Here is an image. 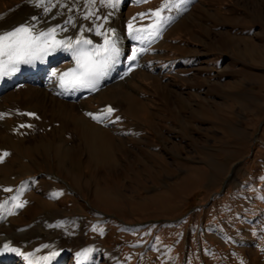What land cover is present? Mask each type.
I'll return each instance as SVG.
<instances>
[{
	"label": "rangeland",
	"instance_id": "rangeland-1",
	"mask_svg": "<svg viewBox=\"0 0 264 264\" xmlns=\"http://www.w3.org/2000/svg\"><path fill=\"white\" fill-rule=\"evenodd\" d=\"M90 1L50 4L57 18H71L68 39L84 31ZM97 1L106 13L93 17L100 35L117 26L158 37L128 88L87 100L92 111L116 104L110 127L55 104L45 110L70 121L69 130L36 122L35 131L0 136L9 150L0 162L4 192L33 180L23 208L8 216L13 229L34 231L19 240L26 262L48 264L68 250L69 264L72 251L91 250L90 264H222L229 243L219 236L236 224V236L262 247L238 248L242 261L264 264V0H128L116 20L119 2ZM28 97L27 107L44 108Z\"/></svg>",
	"mask_w": 264,
	"mask_h": 264
},
{
	"label": "bare ground",
	"instance_id": "bare-ground-1",
	"mask_svg": "<svg viewBox=\"0 0 264 264\" xmlns=\"http://www.w3.org/2000/svg\"><path fill=\"white\" fill-rule=\"evenodd\" d=\"M75 1L76 0H74V2ZM93 1L94 0L90 2L92 3ZM117 1L119 2V6H117L116 10L113 9L116 12L114 13L111 9L110 10L114 13L113 14L114 20H116L117 18L124 19L120 12L121 10L120 6L122 3H125L128 0H117ZM52 2L53 0H14L9 4H7L6 6L0 7V33L12 31L15 28L23 25V26H27L31 32L36 34L41 31H49L59 41L57 45L48 47L45 52L39 54L40 61H39L37 73H32L29 70H24L22 73H19L17 75V77H19V80L17 82H12L13 78L9 79L4 89L0 91V136H2L3 134H6L7 137L17 136L16 134H21L25 132L26 129H30V131L31 130L35 131L36 122H39L40 129H45L47 131L56 130L55 126H59L57 127L58 129L63 128L65 130H69L71 127L70 121H66L65 119L55 118L52 115L48 114L47 111L45 110V108L48 109L54 106L55 104L62 105L64 106V108H67L69 110L76 109L78 110V112L85 113L87 116L91 117L92 120H95L99 124V126L97 125V128L99 129H100V125H105L107 127L108 126L110 127L112 123L111 117L114 115V111H115L114 109L116 107L115 106L116 104L111 102L108 103L106 102V104H103L104 106L102 105V108L100 110L92 111L87 106V100H89L90 97H83L82 93L77 89H68L64 85V83L61 82L62 74L68 72L71 68H75L78 65L79 63L78 52L80 50V43L82 41L90 42L89 44L95 55H102L103 53L106 52V49H108L109 46L113 45L115 51H112L108 59L107 67L101 77L100 87L98 91L95 93V95H93L92 97L101 94L102 92L106 91L111 87L128 88V82H130L133 76L138 72L137 69L141 70L143 67H145V64L142 63V59H143V53L145 54L147 53V51H149L148 44L150 42H154L158 37V35H156L155 37L152 38L150 35L146 34L147 36L144 35V37L142 38H138V36L134 38L132 37V35H130L131 33H129L125 27H124L125 29L122 28L119 29L120 27L117 28V26L109 27L110 29L108 28L109 30L106 31L107 32L106 36L104 34L100 35L98 30V27H100L99 22L94 21L93 17L94 14L98 15V17H101L100 15L101 13L102 16L104 17V14L106 13H103L104 9L101 6L99 7L98 1L95 0L92 7H89L90 8L89 10L87 7L86 9L87 12L86 10H84L86 12L85 18L87 20L86 21L87 23L82 22L84 25V31H82V34L80 36L77 35L78 37L76 38V40L74 39L71 40L68 39L69 37L66 32L67 27H69V29L72 27L66 24L71 18H68L69 16L68 17L60 16L57 18L55 16L57 14H54V12H51L49 10V8L51 7L50 4ZM107 3L110 4L109 1ZM71 4H67V5L71 6ZM105 9H107V7ZM61 10L59 12H62ZM105 17L107 16L105 15ZM73 19L74 17L72 18V20ZM90 19L93 21H89ZM125 20H127V18ZM89 22H93L92 26L88 25ZM125 23L128 22L126 21ZM158 31H159L158 27H156L153 30V33L155 32L157 34ZM130 57H134V58L130 59ZM28 63H34V59ZM131 65H133L134 67L131 70L127 71V68ZM18 94L22 96V99L20 101L19 100L10 101L11 98L16 97ZM29 94L40 97L41 103L44 108L40 110L37 108L32 109L33 107L30 108L27 107L26 105H28L30 102L34 100L33 97L25 98V95H29ZM107 104H110L111 106L112 109L111 113H108L106 111ZM69 132L70 131H68V133ZM8 153L9 150L8 147L6 146V143L4 144L0 140V162H3L5 156ZM32 184H33L32 179H26L25 181L23 180V182L10 194L5 193L4 192L5 186L0 185V248L2 247L8 248L7 256L4 260L0 262V264H28L25 259V257L27 258L29 256V255L28 256L25 255L26 253L28 254V250L26 252L23 251V253H21L22 249L20 248V246L22 245H20L19 240L23 239L27 241L28 240L27 237L31 234L33 230L31 229L27 230L24 228L13 229L11 223L9 222L8 216L20 211L23 208L24 205L22 204V200H23L22 198L24 196V193L27 190L29 191V189L32 187ZM2 195H4L5 197L2 198L1 197ZM39 224H41V222ZM7 225L8 227L12 228V232L5 234L6 229L4 230L3 233L1 227ZM68 236L70 235L68 234ZM81 237L79 235H76L75 237L76 241L77 242L82 241ZM8 239L10 241H7ZM46 243L50 244L48 242ZM46 243L44 241V244ZM38 245L39 244L34 246L38 247ZM46 247H48V245ZM67 247L69 249L70 245ZM82 247H83L82 248L83 251L84 249L89 248V247L84 248L85 245H83ZM56 248L58 249V247ZM37 249L42 251L41 250L42 248L41 249L37 248ZM51 249L52 247H50V250ZM37 252L39 253V251ZM38 253L36 255H38ZM56 253L57 252H55V254ZM34 254L35 253H33V255ZM45 254L46 253H44V256ZM66 254H68V250H62L56 257L50 255L47 258L48 259L47 262L48 264H65L63 260L64 258H66ZM77 255L78 252H73V251L71 252V260L73 259V262L70 260L69 264H90L91 250L86 251L85 254L82 255L83 257L78 256V258H76ZM38 257L41 258V256L39 255Z\"/></svg>",
	"mask_w": 264,
	"mask_h": 264
},
{
	"label": "snow or ice",
	"instance_id": "snow-or-ice-1",
	"mask_svg": "<svg viewBox=\"0 0 264 264\" xmlns=\"http://www.w3.org/2000/svg\"><path fill=\"white\" fill-rule=\"evenodd\" d=\"M159 11L160 10H157V13ZM44 35V33H41V36ZM85 43L90 42L86 41ZM46 49L47 42L41 43L40 37H33L30 33V29L23 25L12 31L0 33V76L17 71V67L20 63L31 62L33 59L38 58L40 53L45 52ZM112 51H115V49H112ZM132 58L134 57H130V59ZM104 66V63L85 65L84 70L69 83L79 84L84 87H92L93 78L100 74V70ZM74 71L75 70L70 69L68 72L63 73L61 82L65 83L64 77L69 76L70 73ZM106 111L111 113L112 109L109 108Z\"/></svg>",
	"mask_w": 264,
	"mask_h": 264
},
{
	"label": "crops",
	"instance_id": "crops-1",
	"mask_svg": "<svg viewBox=\"0 0 264 264\" xmlns=\"http://www.w3.org/2000/svg\"><path fill=\"white\" fill-rule=\"evenodd\" d=\"M247 219L250 220L247 222L249 224V226L255 225V223H254L255 219L253 218V216L251 218L247 217ZM235 225L232 226L234 228L229 233L224 232V230L220 236L214 233L216 236H219L220 239L226 240L229 243L228 245L226 244L227 248L226 249L224 248V250H223L224 251L223 252L224 260H223L222 264H238V262H240L241 264H248L249 262H251L250 258L245 257L244 261H242L243 256H241V252H240L241 250L238 248L245 247V246L246 247H252L254 249H256V248L261 249L262 248L261 245H259V241L256 238L242 239V238H239L238 236H236L234 233H237V234L239 232L241 233L243 231V228H242V226L239 227V226H235ZM213 232H215V230ZM244 244H248V245H244ZM205 250L208 254L211 253L209 251V248H206Z\"/></svg>",
	"mask_w": 264,
	"mask_h": 264
}]
</instances>
